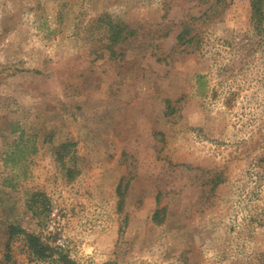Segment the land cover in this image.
Segmentation results:
<instances>
[{"label": "rangeland", "instance_id": "374dc122", "mask_svg": "<svg viewBox=\"0 0 264 264\" xmlns=\"http://www.w3.org/2000/svg\"><path fill=\"white\" fill-rule=\"evenodd\" d=\"M206 10L202 42L179 45ZM251 16V0H0V264L10 225L70 264H264ZM11 254L63 264L23 233Z\"/></svg>", "mask_w": 264, "mask_h": 264}, {"label": "trees", "instance_id": "16d2710c", "mask_svg": "<svg viewBox=\"0 0 264 264\" xmlns=\"http://www.w3.org/2000/svg\"><path fill=\"white\" fill-rule=\"evenodd\" d=\"M218 4L225 3V0H216ZM214 5H211V8ZM251 8H252V22L254 23V28L257 30L259 36L261 39H264V0H251ZM207 10L205 13H203L200 16H193V21L188 23H185L182 27L181 31L177 35V41L179 45H198L200 42H202V35H200L198 28L196 26V23H200L198 20L202 19L207 16ZM204 21V19H203ZM128 26L123 25L121 23H117L113 28V38L115 40H119L120 38L124 39L126 37V34H124V31L127 29ZM130 33H132L131 29L128 30ZM186 46V47H187ZM185 47V48H186ZM204 74L198 75L199 80V87H203L205 84L204 80ZM261 160H259L257 163H253V170L259 175V179L256 181V187L253 191V197H260L262 194H264V189L261 187L264 183L261 179V174H264V156H261ZM220 177V178H219ZM215 180L213 181L212 187H215L221 183H224V179L221 178V176H215ZM213 178V179H214ZM263 182V183H262ZM35 195V194H34ZM160 210H157L153 218L155 221H160ZM264 214V212L259 213ZM260 221V220H259ZM262 225L264 224V219L261 221ZM23 233L25 236V241L30 249L31 254L34 257L40 258V259H48L51 258L55 253H57L59 259L63 262V264H70L71 260L68 258L66 254H63L61 251L56 252L55 248L53 246H50V244L44 242L41 240L40 236L29 233L25 231L23 228H20L15 225H10L8 230V238L5 244V252H4V263L3 264H16V262L12 258L11 254V241L14 238L15 235Z\"/></svg>", "mask_w": 264, "mask_h": 264}]
</instances>
